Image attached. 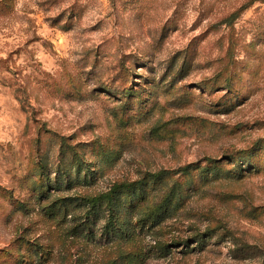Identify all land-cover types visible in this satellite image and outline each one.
Returning a JSON list of instances; mask_svg holds the SVG:
<instances>
[{"label": "rangeland", "instance_id": "374dc122", "mask_svg": "<svg viewBox=\"0 0 264 264\" xmlns=\"http://www.w3.org/2000/svg\"><path fill=\"white\" fill-rule=\"evenodd\" d=\"M233 1L0 0V264H264V2L227 52ZM119 184L107 236L80 199Z\"/></svg>", "mask_w": 264, "mask_h": 264}, {"label": "trees", "instance_id": "16d2710c", "mask_svg": "<svg viewBox=\"0 0 264 264\" xmlns=\"http://www.w3.org/2000/svg\"><path fill=\"white\" fill-rule=\"evenodd\" d=\"M255 1L258 0H235L232 2V5L226 11L224 15L220 19L217 20L216 26H224L228 32L227 38V52L233 51L234 42L232 39L233 27L240 15L248 9ZM262 3L264 0H259ZM214 25V26H215ZM215 28V27H214ZM245 162V167L248 166L249 162ZM209 167H205L204 169H208ZM188 167L184 168L182 171L185 172ZM255 169V168H254ZM214 170V168L209 169V171ZM141 196L140 191H138L134 184H119L113 186L108 193L102 194L93 198H83L80 201L84 206H88L90 211H95L97 208L105 206L108 209V220L106 225L104 226L105 235H116L118 231L123 230V225L119 221L120 213L125 210L127 206L128 208L137 201ZM174 197V193H168L165 195L166 203L170 202V199ZM152 210V221L155 222L157 220V225L160 223L158 218L161 214L166 210L162 209L159 206L153 207ZM156 219V220H155Z\"/></svg>", "mask_w": 264, "mask_h": 264}]
</instances>
